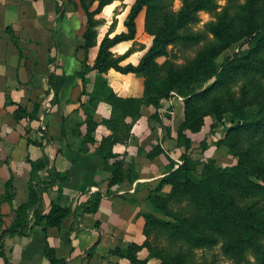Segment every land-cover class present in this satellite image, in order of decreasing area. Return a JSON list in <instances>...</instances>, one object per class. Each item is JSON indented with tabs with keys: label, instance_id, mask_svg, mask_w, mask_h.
Segmentation results:
<instances>
[{
	"label": "crops",
	"instance_id": "obj_1",
	"mask_svg": "<svg viewBox=\"0 0 264 264\" xmlns=\"http://www.w3.org/2000/svg\"><path fill=\"white\" fill-rule=\"evenodd\" d=\"M59 5L60 1L52 0H0V195L11 178L15 188L12 204L1 205L5 226L14 218L13 209L29 200L31 180L48 178L51 166L65 180L44 195L45 211H50L53 202L72 210L60 228L46 232L37 228L29 237H7L6 254L9 264H51L45 256L49 244L67 264H125L113 250L144 243L148 197L177 168L170 164L177 149L159 122L162 112L143 106L130 137L113 146L117 157H102L100 144L111 135L102 123L112 116L106 90L122 98H142L144 79L110 69L87 73L84 84L79 73L86 57L82 46L87 19L81 9L69 14L63 9L60 15ZM144 15L143 10L136 20V38L119 44L118 55L124 56L135 42L141 43L122 66L138 65L148 49L142 38ZM126 31L124 24L118 34ZM116 34L107 30L105 36ZM97 35V45L88 52L90 65L105 38ZM52 76L64 78L56 99ZM93 95L100 97L90 102ZM19 107L34 117L17 119ZM88 114L97 123L93 143H84ZM116 161H123L135 179L110 187ZM98 192L103 196L99 211L81 214L82 204ZM0 264H6L3 258Z\"/></svg>",
	"mask_w": 264,
	"mask_h": 264
},
{
	"label": "trees",
	"instance_id": "obj_2",
	"mask_svg": "<svg viewBox=\"0 0 264 264\" xmlns=\"http://www.w3.org/2000/svg\"><path fill=\"white\" fill-rule=\"evenodd\" d=\"M115 0H91L86 4L85 0H81L82 7L86 13V31L84 33V44L82 48L85 50L86 57L83 62V69L79 73L80 78L85 84V75L91 71H97L99 74L108 72L110 69H115L124 74H136L144 79V96L142 98H122L115 94L112 90H106V99L112 106V116L110 119L102 120V123L107 125L111 130V135L104 138L100 144V152L104 159L116 158L113 153V146L117 143H122L130 137V131L137 119L141 116L143 106L159 107L161 99L168 97L174 90L186 91L188 96L187 103H191L203 97L209 89H213L218 84H225L227 79L233 77L237 72L244 73H264V62H259L254 59L253 53L260 51V47L264 45V30L262 31L256 20L255 12L249 10L246 14L238 15V38H252L251 48L248 53L236 56L233 60L224 64L221 71L218 72L215 64L216 58L235 42L233 27L231 22L213 26L212 32L219 44L216 46L204 49L200 52L193 61L187 65H177L174 62H167L162 66L155 64V59L161 55L167 54V46L170 44H180L185 46L198 45L203 36L190 33H181L180 30L187 22L197 20L196 14L202 10H213L217 7V0H182L183 10L180 17L175 20L174 15L167 12L164 19L167 22L168 29L162 30L160 33L157 29L156 14L166 8L160 0H136L132 7L131 13L128 16L125 26L127 32L117 34L113 38L107 35L99 49L98 56L93 64L88 63L89 50L97 45V32L94 30L98 26V22L94 19L95 15L102 12L103 8L111 4ZM234 1V0H229ZM98 2V7L91 11L92 5ZM147 9L146 30L148 33L155 35L156 38L153 46L142 57L138 65L128 64L121 65V62L126 59L132 52L130 49L120 59H113L110 49L115 45L132 41L136 38L137 25L136 19L138 15ZM61 5L58 6V13L63 15L65 11ZM251 51V52H250ZM213 75H217V80L208 90H203L197 94L198 85L207 81ZM60 82V83H59ZM64 84V78L56 76L51 77V86L55 89V99L59 96L61 86ZM104 84V83H102ZM100 97L99 95L92 96L90 102ZM231 99V98H230ZM221 104L215 108L204 111L206 115H220ZM194 113V112H193ZM190 112L187 111V117ZM25 116L33 118L34 115L28 114L25 109L19 107L16 118L21 119ZM131 118L132 122L128 123L127 118ZM243 128L258 129L264 126V104L261 106L258 113L252 116L243 115ZM201 117H197V122H201ZM88 134L84 139V143H93L94 136L92 135L97 127V123L93 121L90 114L87 117ZM161 151H159L160 153ZM157 154L154 153L153 155ZM151 155V156H153ZM50 163V162H49ZM50 165V164H49ZM114 170L109 179V186H115L124 181L134 180L135 175L130 169H124L123 161L114 163ZM172 169L174 168L171 166ZM196 165L191 161L185 160L184 164L170 171L159 183L155 191L149 195L150 201L154 210L159 213H164L168 217H175V220H167L165 218H157L154 213L145 215L146 223L144 234L147 239L142 244H128L126 247H119L113 250L115 255L126 257L131 264H148L147 262L137 260V252L144 247L151 250L148 244L150 231L156 225L158 233L167 232L170 239H181L195 248L209 246L214 243V239L209 236L206 231L220 230V222L224 219V214L221 212L225 198L224 190L226 187L239 190L241 192L250 193L260 191L264 194V184L257 183L252 179L250 169L243 165V162L236 166L216 167L213 163L204 165L201 172V178L197 181H192V173L195 171ZM65 180V175L59 174L55 168L51 166L48 178L44 180H31L29 187V200L13 210L15 217L10 226H5L4 215L1 211L3 203L12 204L15 188L13 179L11 178L5 184V191L0 195V258H3L6 264H9V259L6 254L5 239L10 236L19 235L29 237L37 228H42L47 231L48 228H60L66 218H68L72 210L68 207H63L57 202H53L49 212L44 208V195L56 184H61ZM172 185L173 189L178 186H191L189 200L196 206L194 214H190L185 219L178 218L176 213L171 210L167 200L169 196L158 195V192L165 186ZM176 191V190H175ZM102 194L96 193L85 204L80 207V213H97L102 201ZM201 209L206 210V224L200 225L199 221H195V216ZM194 219H189V218ZM208 221V223H207ZM148 240V241H147ZM126 248V249H125ZM45 256L51 264H67V260L57 257L55 249L49 244L45 248ZM163 264H188L191 260L189 255L180 247L176 252H161Z\"/></svg>",
	"mask_w": 264,
	"mask_h": 264
},
{
	"label": "rangeland",
	"instance_id": "obj_3",
	"mask_svg": "<svg viewBox=\"0 0 264 264\" xmlns=\"http://www.w3.org/2000/svg\"><path fill=\"white\" fill-rule=\"evenodd\" d=\"M52 1L57 3L60 1L66 14L78 12L81 9L82 14L86 17L81 0ZM85 2L89 4L91 0H85ZM160 2L162 5H166V8L159 11L155 16L158 24L156 30L159 33L168 29L164 15L169 12L177 20L184 7L182 0H160ZM135 3L136 0H115L105 6L100 14L95 15L94 19L98 22V26L94 30L97 34H100V38L105 36L107 30L118 34ZM98 4V2H95L91 7V11H94ZM216 4L217 7L213 10L199 11L196 14L197 20L187 22L180 30L181 33L202 35L203 38L198 45L170 44L166 49L167 54L157 57L155 64L162 66L171 61L177 65H187L204 49L219 44L212 28L221 21L223 23L231 22L235 42L216 58L215 64L218 72L221 71L224 64L233 60L236 56L248 53L252 38H238V15L253 10L258 25L263 31L264 0H217ZM143 10L145 14V31L142 38L146 42L144 46H148V51L153 46L156 36L147 32V9L144 8ZM119 44L110 49L113 59L122 57L118 55L122 51ZM139 44L141 45V43L135 42L133 50ZM253 56L255 60L264 62V45L260 47L259 52L253 53ZM216 80L217 75H213L207 81L200 83L196 91L197 94L203 90H208ZM209 90L203 97L191 103H187L186 91L174 90L168 97H163L159 107L156 108L157 113L162 112L159 122L167 128V136L172 141L174 140L177 149L174 152L175 155H172L175 161L170 160L171 166L177 164L178 168L184 164L185 160L191 161L196 165L191 178L195 182L201 178V172L207 163H213L216 167H227L236 166L243 162V165L250 169L252 179L257 183L264 184V126L248 130L241 125L243 115L252 116L258 113L264 104V73L237 72L232 78L227 79L225 84H218ZM218 104H221L219 116H204L205 110L215 108ZM187 111L190 112L188 117ZM158 116L156 115V117ZM197 117H201L202 121L198 123ZM190 191L191 186H178L173 189L172 185H165L158 192V195L166 197L172 194L168 197L167 204L178 218L185 219L191 213L194 214L197 209L189 200ZM223 196L227 200L224 201L223 204L226 205L221 210L224 219L220 222V230L208 229L206 231L215 240L214 243L194 249V245L180 238H168L167 232L158 233L155 225L150 231L149 241L147 240L151 250L144 247L138 251L136 253L137 260L148 264H163L162 250L164 252H176L182 247L190 257L191 261L188 264H264V194L258 190L245 193L226 187ZM199 209L195 215L199 218L194 216L197 219L192 222L199 221L200 225H205L206 210ZM149 213L156 214L157 218L175 220V217H168L164 213L154 210L150 201L149 211L144 213L145 223V215ZM194 218L192 216L189 219ZM3 219L5 223V217ZM146 239L145 235V241ZM121 258L126 260L125 264H131L128 258Z\"/></svg>",
	"mask_w": 264,
	"mask_h": 264
},
{
	"label": "built area",
	"instance_id": "obj_4",
	"mask_svg": "<svg viewBox=\"0 0 264 264\" xmlns=\"http://www.w3.org/2000/svg\"><path fill=\"white\" fill-rule=\"evenodd\" d=\"M49 107V106H48Z\"/></svg>",
	"mask_w": 264,
	"mask_h": 264
}]
</instances>
